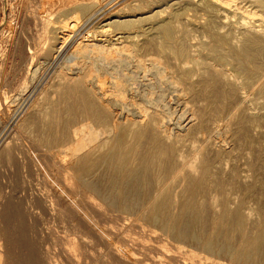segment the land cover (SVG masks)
<instances>
[{"label": "bare ground", "instance_id": "bare-ground-1", "mask_svg": "<svg viewBox=\"0 0 264 264\" xmlns=\"http://www.w3.org/2000/svg\"><path fill=\"white\" fill-rule=\"evenodd\" d=\"M56 1L108 21L80 36L69 18L55 24L54 7L24 2L44 30L28 45L31 62L50 65L14 120L0 110V127L13 125L0 132V264L36 261L23 208L37 198L20 202L18 184L36 159L49 186L46 206L83 236L96 237L100 224L85 216L97 209L114 218L109 233L118 223L139 224L188 246L194 260L264 264V0H188L202 14L185 13V23L184 9L164 14L155 0L120 5L107 18V2L95 9L97 0ZM158 82L190 103L185 128L169 126L175 111ZM51 169L63 189L50 181ZM111 253L110 264H143L129 250ZM167 257L179 264L177 254Z\"/></svg>", "mask_w": 264, "mask_h": 264}, {"label": "rangeland", "instance_id": "rangeland-1", "mask_svg": "<svg viewBox=\"0 0 264 264\" xmlns=\"http://www.w3.org/2000/svg\"><path fill=\"white\" fill-rule=\"evenodd\" d=\"M41 1H44V2H41ZM55 1L56 0H47V1L28 0V2L30 3V7L29 6L28 7L34 8L35 6L36 7L38 6L39 9L50 8L51 10L53 9L51 7H54L55 9L53 10V12L49 11L50 13L49 17L51 19L54 18L57 20L55 24L57 25L62 24L61 26H63L64 24L63 22L67 20V18H69L68 21L77 23V25L75 24L76 25L75 27L77 28L74 27V31L76 29L78 31L76 34L80 36L84 35L83 33L85 34L88 33L90 35H93L96 32L98 33L99 31L102 30V26H105L104 23L108 21V20L100 21V19H98L97 17L95 16L92 17V14H93L92 12L85 13L84 11L80 10L78 7L72 6L73 4L72 5L70 3H68V5H66L65 3H61V5L60 3L54 4ZM109 1L111 2L109 3ZM175 1L176 3L173 4V1L171 3L168 0H155L154 6H155V9H158L157 11L164 13V14H168V11H171L172 9H174V6L175 8L180 7L181 9H184V13L181 18L182 22H183V19L186 22V19H187L186 14H189L188 17H192L191 19L198 18L202 14L201 10H197L199 12L198 14V12L195 11L196 9L192 8L193 6L188 3V0H175ZM177 1H179V3H177ZM24 2L25 0H0V79H1L0 80V110H7V112L9 113L8 116L12 120L16 118L17 114L21 111V109H23L26 103L30 101L29 93H30V90L33 84H35L38 78H40L45 73L46 68L50 65L46 63L41 68H39L42 64L43 59L40 60L35 57L33 58L31 62V57H30L31 54L28 52V49H27L28 45L32 43V41L34 40L37 41L39 34L42 33V35L40 36H43L44 30L42 29V26L39 25V23L34 20V17L28 13L27 9L24 6ZM100 2H101L100 0H97L95 9L99 8L101 5L103 6V4L105 6L106 2L107 4H109V5L106 4L105 6L106 8L102 10V14L103 12L106 13V14H103L102 17L105 16V18H107L108 16L112 14V12H114L113 10L117 9L116 7H120V5L125 6V4H127L126 6L131 5L134 2V0H124V1L123 0H115V1L113 0V2L112 0H104V1L102 0V2L101 3ZM40 3L43 4L42 5L43 8L41 7ZM51 3L53 4V6L49 7L48 5H50ZM45 5L48 7H46ZM59 5L62 7H60ZM185 5H187L186 7H188L189 9L184 8ZM70 8L73 9L72 11L75 10L76 12L74 11L73 13L71 11V15H69ZM66 9H68L67 12L65 11ZM72 15H73V18H72ZM92 19L94 21H92ZM84 23H86L85 26H84ZM89 31H92V32L89 33ZM74 34L75 33H73V36ZM75 37L76 36H74V38ZM39 40L40 42H42V39L39 38ZM197 40L194 39V41L192 42H196ZM61 57L64 58L65 54L62 55ZM61 57L57 58V60L58 59L59 61L62 60ZM57 60L51 64V67L53 68L52 71H54V69L59 65L58 63L59 61L57 62ZM48 63H51V62H48ZM33 68H37L36 70H38V71H35L36 76L35 75L32 76ZM154 79L155 78L151 80H154ZM164 83H165V86L163 87ZM157 88L162 89L161 91L165 93V96L167 99L166 100L167 106L168 107L173 106L170 108H174L173 110L175 111L170 116V117H173L172 120L170 118L172 123L170 122V120H168L170 122L169 126H171V128L174 129V127L176 128V125H177V128L175 130L178 129V126L180 127V129L181 127L185 128L188 124L186 122H189L188 118H190V112L188 113V111H190V106H191L190 103L186 102L187 104L184 105L182 104L184 102L177 101L174 98L175 97L174 95L176 93V88L173 87L172 84L170 85V83L161 82L157 84ZM23 101L24 102L26 101V102L22 103ZM183 105L189 109H186ZM20 106L22 108H20ZM185 112L186 114L188 113L187 116ZM13 114H15L16 116ZM176 114H177V118H176ZM179 114L182 115V118ZM184 116L186 117V119ZM175 119L176 121L174 122ZM179 121H181L182 123ZM10 125H11V121L9 122L8 125L5 126L3 130L4 124H2V126L0 127V132H3V133L1 134H5L6 132H8V130L10 132L11 131L10 128L13 127V125L11 126ZM224 140L226 141V139ZM40 165L41 163L40 161H38V159H36L33 162H30L28 167L25 169L26 170L25 173H27L26 181L24 183L21 182L22 180H24L22 179V171H20L19 173L20 178L18 179L19 180L18 184L21 186L20 191H19V197L21 199L19 198V201L22 200V202H24L26 197L30 196L33 198H37L39 199L40 202H42L40 203L36 199V204L34 205L33 208L31 209L23 208L24 210L23 218L26 224L25 228L27 230L26 231V242L29 241L27 243L31 244L35 252L38 253L34 257L36 261L33 264H110V261H108L107 259L108 253L112 254L111 252H113L114 254L117 251L122 252L126 250H129L130 253H132L134 257L136 256L137 258H139L143 264H170L167 254H173V253L179 256L178 258L179 264H185L187 262L189 264H202L203 262L204 263L206 262L205 264H215L218 262H222L223 264H239L237 262L230 261L228 258H220L216 256H212V257L208 256L207 258H201V260L191 259L188 256V248H189L188 246H185L182 243L169 242L166 240V238L161 239L160 237H158L156 233L154 234V232L143 233L142 226L139 224L132 225V224L123 223L122 225L118 223V225H116V227L113 228L112 230L113 233H109V231H107L108 230L107 225L108 224L110 225V223H112L114 218H112V216H110L109 214H104V212H101L100 210L97 211V209H94L96 212V217H94V215L87 214L88 212L86 213L87 215L85 216L86 219H88L91 222H94V224L96 222L100 224V225L95 224V228L97 232V235L94 238L95 240L91 237L83 236L80 232L75 230V226L71 225L67 221L66 218H64L61 215L60 216L56 215L54 211L50 210L46 206V203L43 201L42 196L45 193H47L46 190H47L48 185L46 183L45 178L43 179L42 174H40ZM51 170H52V173L49 178L50 181L54 182L53 185L56 186L57 189H63L64 186L62 185V182L61 181L59 182L55 176V170L54 169H51ZM1 186H2V182L0 183V188ZM57 193H58V190H57ZM27 194H29V196ZM26 216L28 217L26 218ZM92 216H93V220H92ZM38 229H40V232L38 231ZM142 237L144 238L142 239ZM67 247H68V250L66 249ZM22 251L26 252V249L23 248ZM202 259L203 260L205 259V260L203 261ZM172 264H177V263H172Z\"/></svg>", "mask_w": 264, "mask_h": 264}]
</instances>
